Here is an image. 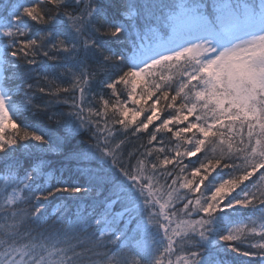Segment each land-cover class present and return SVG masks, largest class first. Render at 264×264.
Listing matches in <instances>:
<instances>
[{"label":"snow or ice","instance_id":"snow-or-ice-1","mask_svg":"<svg viewBox=\"0 0 264 264\" xmlns=\"http://www.w3.org/2000/svg\"><path fill=\"white\" fill-rule=\"evenodd\" d=\"M0 264H264V0H0Z\"/></svg>","mask_w":264,"mask_h":264}]
</instances>
